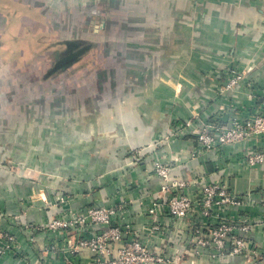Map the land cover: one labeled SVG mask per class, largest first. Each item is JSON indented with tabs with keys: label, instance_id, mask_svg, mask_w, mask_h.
Returning <instances> with one entry per match:
<instances>
[{
	"label": "crops",
	"instance_id": "crops-1",
	"mask_svg": "<svg viewBox=\"0 0 264 264\" xmlns=\"http://www.w3.org/2000/svg\"><path fill=\"white\" fill-rule=\"evenodd\" d=\"M77 40L102 42L104 56L122 55V46L126 43L136 61L140 63L147 59L149 71L178 72L184 79V90H198L196 96L179 98L181 107L176 114L182 118L189 116L190 106L199 109V104H203L211 92V105L205 113L213 119H218L219 114L221 119L235 115L246 119L264 109V0H0V73L5 81L12 77L11 74H19L16 79L20 82L16 87L25 81L26 74L34 73L37 77L43 71L44 57L60 54V42L70 44ZM231 70L241 73L243 79L224 92V81L218 77ZM205 73L214 74V78H205ZM159 83V88L167 90L170 87L167 82ZM139 101L143 104V100ZM161 102L162 99L157 101L156 97L147 100L152 120V124L148 121L147 125L155 129V134L157 122L161 121L160 116H156V109ZM116 114H119L117 120L122 118L123 114ZM141 114L138 109V113H131L130 119H139V125L143 124L139 118ZM208 115L204 118L209 119ZM49 116L52 120L58 115ZM34 117L36 121L39 117L45 120L41 114ZM90 118L92 115L85 112L71 116V129H45L42 122L39 128L25 127L18 132L0 133V159L25 165L34 163L39 170L57 175L59 169L65 167L77 176L70 182L58 180L61 174L54 177L64 192L60 194L63 202L58 207L52 205L49 209L45 204L46 208L40 209L39 205H44L40 199L36 203L38 209L25 211L24 216L22 207L26 209V201L19 203L18 208L15 195L9 192L10 185L17 179L10 175L0 179L7 190L2 198L6 202L0 210V234L10 238L13 235L18 240L15 252L1 257L0 264H92L93 252L88 248L73 256L65 251L72 233L69 228L35 233L32 245L29 242L31 232L17 223L43 225L52 217L78 213L92 203L113 206L122 202L129 203L125 217L133 223L139 238L149 239L146 240L148 247L167 259L164 264L244 263V258L234 256L215 262L206 252H200L198 245L187 239L185 225L177 224L167 213L163 198L151 194L158 188V179L147 183L145 172L138 167L120 179L109 173L106 149L97 147L96 141L88 140L93 134L87 123ZM139 128L127 133L131 135L129 138L117 140L116 148L129 151L155 135L149 131L143 134ZM190 142L185 140L174 145V152L181 158L176 174H191L196 185L203 184L204 178L209 183L215 182L220 170L217 165L223 161H216L211 152L196 160L197 165L186 162ZM94 145L99 152L96 156L91 155ZM254 151L264 153V135L225 147L229 161L225 162L219 175L225 176L220 180L235 194L249 193L242 196L239 205L229 207V217L232 221L241 219L244 224L253 217L263 222L252 228L249 237L254 235L256 245L264 250V161L254 165L245 163L246 156ZM113 163L120 162L114 159ZM93 170H100L99 186H94L97 183L92 181L90 172ZM20 181L28 184V180ZM133 181H139L140 186L134 188ZM154 205H157L156 215L149 218L146 207L150 209ZM15 216H19L20 221L15 220ZM153 221L160 223L154 226L155 229L148 226ZM102 228L96 231L100 232ZM85 236H88L87 230ZM248 241L251 244L252 241ZM10 244L9 241L3 243L5 247ZM116 245L118 247L120 243Z\"/></svg>",
	"mask_w": 264,
	"mask_h": 264
},
{
	"label": "rangeland",
	"instance_id": "rangeland-1",
	"mask_svg": "<svg viewBox=\"0 0 264 264\" xmlns=\"http://www.w3.org/2000/svg\"><path fill=\"white\" fill-rule=\"evenodd\" d=\"M103 48V43L98 40H77V42L70 44L60 42V54L44 57L42 60L44 61L43 71L37 77L34 73L26 74L25 81L22 82L20 87H16V84L20 82L16 79L19 74H11L12 77L5 81L2 79L3 74L0 73L1 135L8 134L11 131L18 132L25 127L30 129L39 128L42 122L45 129L52 130L58 127L71 129L72 125L69 124L71 116H76L81 112L91 114L92 118L87 123L93 134L88 140L92 143L96 141L98 143L97 147L106 149L104 153L110 160L108 163L109 173L111 172V174H114L113 176L120 179L122 175L133 168H140L149 180L147 183H150L152 179H158V188L156 191L151 192L158 199L164 198L165 194L172 190L178 189L180 192H183L179 190L180 188L184 190L186 197L191 201L187 214L180 219L170 214L166 203L164 204L165 209L177 224L185 225L184 227L188 231L186 234L187 239L194 241L200 252H206L207 256L215 262H223V260H227L226 257L234 256L244 258L243 264H264V250L256 245L252 238L254 235H251V239L249 237L252 228L261 226L263 222H260L257 218L254 219V217L252 221L246 224L241 219L232 221L233 219L229 217V207L232 206L229 199L234 192L230 190L226 182L220 180L225 176L219 175L225 162L229 161L224 148L258 138L264 135V130L258 128L247 130L249 119L240 118L237 115L229 119L223 118V120L219 114L218 119H213L212 116L208 115L209 113H205L211 105L209 100L213 97L212 92L203 104H199L201 105L199 109L192 105L190 106L192 110L188 113L189 116L185 118L178 116L176 111L181 107L179 98L184 95L196 96L198 90H184L182 88V80L184 79L178 72L169 74L157 69L152 72L149 71L147 59L145 58V61L141 60L140 63L136 61V58L131 56L132 50L126 43H123L122 55L120 56H116L115 53L104 56L105 51H103ZM157 61L156 63H158ZM226 74L227 72L221 73L218 77V80L224 81L222 84V91L224 92L231 90V88H226L224 85L227 79ZM203 76L210 79L214 78L212 73H205ZM217 76L218 74L216 78ZM159 82H167L170 87L167 90L159 88L157 87L160 85ZM152 97H156L157 101L162 99L160 106L157 104L156 109V116H160L161 120L157 122L159 125L156 126V134L155 129L147 125L148 121L152 124L151 113L147 109L149 107L147 100ZM139 100H143V104L140 105ZM138 109L143 113L139 117L143 121V124L140 125L138 123L139 119L138 121L130 119L132 117L131 113H138ZM53 113L58 116L50 120L51 117H48V115ZM115 113L123 114L121 115L122 118L117 120L119 114L115 115ZM35 114H41L45 120H41L39 117L36 121L34 119ZM160 114H163L164 121ZM207 115L209 119L204 118ZM74 123L76 124L77 120ZM138 126H140L139 130L141 129L143 134L149 131L152 135H155L148 142L133 147L129 151L118 150L115 145L117 140L129 138L131 135H127V133L131 134ZM185 140L191 141L186 162H193L197 165L196 160L199 161L205 154L211 152H214L213 156L216 161H223L217 165V170L218 168L220 170L219 173L217 172L218 178L215 179V182L209 183L207 178H204L203 184L196 185L191 174H176V168L181 158L177 157L178 154L174 152L173 148L177 142ZM96 154L98 155L99 152L94 145L91 155L96 156ZM114 159H117L120 163H113ZM124 160L127 164H124ZM263 161L264 153L254 151L246 156L245 163L254 165ZM111 163H113L112 168ZM69 170L65 167L60 168L59 175H61L59 176L39 170L34 166V163H26L25 165L19 161L13 162L0 159V179L9 175L17 179L10 185L11 191H9L15 195V205L19 208L18 204L24 203V201L28 205L26 209L22 207L23 216L26 213L25 211L30 212L38 209L36 203L40 199L44 201V205H39L40 209L46 208V205L49 206V209L52 205L58 207L59 203L63 202V197L60 194L64 193L63 186L58 185V180L70 182L72 179L77 178L73 172H68ZM98 172L100 170L90 172L93 183H97L94 186L101 185V177ZM200 175L202 176V174ZM41 176L44 177V181ZM57 176H59L58 180L54 178ZM20 180H28V184H22ZM133 182L134 188L140 186L139 181ZM54 189L55 191H53ZM5 192L7 193V190L0 183V210L2 203L6 202L2 199ZM248 195L249 193H245L238 196L241 200L242 196ZM128 204L122 202L118 205L102 206L92 203L82 207L78 213L68 212L64 216L52 217L43 225H35L24 221L23 223H17V226L20 225L31 232L29 242L33 245L35 233L40 231L54 232L56 228L62 229L63 224H74L76 219L79 224L74 225L75 227L72 229L69 228L72 231L69 235L71 243L65 246V251L72 256L76 255L77 251L69 250L86 230L91 237L106 232L107 242L110 247L113 246V251L109 252L113 255H116L120 248L126 251L127 246L125 244H131V240L134 239V242H139L142 245L147 258L148 256H155L156 253L147 245L146 240L149 241V239L147 237L146 240L139 238L133 223L125 217V212L129 210ZM141 205L143 204L141 203ZM156 207L157 205L152 206L150 209L146 207L145 212L149 218L156 215ZM104 211H112L113 215L105 220L102 219L103 221L97 220L96 217L103 214ZM15 217L13 219L20 221L19 216ZM159 224V221H153L149 222L148 226L155 229L154 226L157 227ZM223 225L226 227L222 228V232L219 229L214 230L216 227L221 228ZM227 227H230L231 230H227ZM98 228H102L100 232L96 231ZM60 229H57V231H60ZM112 230L117 232L112 233ZM245 236H248L249 239ZM3 239V237L0 238V258L5 254L14 253L15 244L18 243V240L11 235V239L8 240L11 243L9 248L2 247L4 246ZM232 239L245 240L247 246L236 248L235 252L228 245V242ZM248 240L252 241L251 244ZM117 243H120L118 247H116ZM220 244L222 247H220ZM144 263L153 264L149 261H144Z\"/></svg>",
	"mask_w": 264,
	"mask_h": 264
},
{
	"label": "built area",
	"instance_id": "built-area-1",
	"mask_svg": "<svg viewBox=\"0 0 264 264\" xmlns=\"http://www.w3.org/2000/svg\"><path fill=\"white\" fill-rule=\"evenodd\" d=\"M226 75H227V79L224 84L226 88L232 89L243 79V75L241 73L235 72L233 70L228 72ZM247 119H249L247 130L248 129L253 130V128L264 130V109H261L257 114H255V116L247 118ZM179 190H182L183 192L178 191V189L172 190L168 192L167 194H165L163 200H164V203L167 204L170 214H172L174 217L181 219L187 214V210L189 208V205H191V201L189 198L186 197V193L184 192L183 189L180 188ZM229 202L233 206L239 205L240 198L238 194H235V193L231 194ZM112 215H113L112 211L110 212L104 211L103 214H101L100 216H97L96 218L97 220L101 221L102 219L105 220L107 217L112 216ZM112 220L113 219L111 218V221ZM78 224H79V221L75 219L74 224L72 225L63 224L62 229H66V228L72 229L75 227L74 225H78ZM225 227L226 226L223 225L221 228L216 227L214 230L216 231L219 229V231L222 232L223 231L222 228H225ZM57 229H60V228H56L54 232H56ZM227 230H231V228L227 227ZM115 232L117 231L112 230V233H115ZM2 237L4 238L3 241L6 242V244H7V241L11 239L10 236H8L9 237L8 238L6 234L1 233L0 238ZM79 237H80L79 240L75 242V245L73 244L74 246L72 245V248L69 251L79 252L83 248L90 249L93 252L92 264H145L144 261H149V263H153V264H164L167 261V259L164 256H161L158 254H156L155 256H148L147 258L145 256V251L142 245L139 242H134V239L131 240L132 242L131 244L130 243L125 244L127 246L126 251L124 249L121 250L120 248L118 249L117 254L113 255L111 254V252L113 251V248H112L113 246L110 247V244L107 242L108 237H107L106 232L101 235L95 234V237H91L90 235L85 236V232H84L83 236H79ZM70 243L71 242H68L67 245H70ZM0 244H1V241H0ZM200 244L205 245L203 243H200ZM228 245L229 247H231V249H233L236 252V248H239V247L244 248L247 246V243L245 242V240L232 239V241L228 242ZM9 246L10 245H6V247L8 248ZM2 247H5V246H2ZM220 247H222L221 244H220Z\"/></svg>",
	"mask_w": 264,
	"mask_h": 264
}]
</instances>
